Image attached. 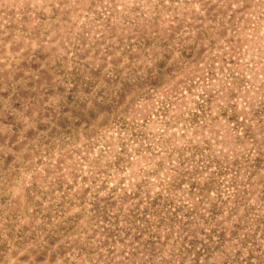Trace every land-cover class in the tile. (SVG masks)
I'll use <instances>...</instances> for the list:
<instances>
[{"label":"rangeland","instance_id":"1","mask_svg":"<svg viewBox=\"0 0 264 264\" xmlns=\"http://www.w3.org/2000/svg\"><path fill=\"white\" fill-rule=\"evenodd\" d=\"M0 264H264V0H0Z\"/></svg>","mask_w":264,"mask_h":264}]
</instances>
